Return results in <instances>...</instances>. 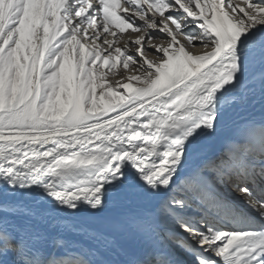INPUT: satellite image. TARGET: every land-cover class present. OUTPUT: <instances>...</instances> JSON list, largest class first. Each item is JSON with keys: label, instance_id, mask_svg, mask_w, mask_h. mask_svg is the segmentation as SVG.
Returning <instances> with one entry per match:
<instances>
[{"label": "snow or ice", "instance_id": "6c2138e0", "mask_svg": "<svg viewBox=\"0 0 264 264\" xmlns=\"http://www.w3.org/2000/svg\"><path fill=\"white\" fill-rule=\"evenodd\" d=\"M256 104L264 0H0V264H264Z\"/></svg>", "mask_w": 264, "mask_h": 264}, {"label": "bare ground", "instance_id": "6f19581e", "mask_svg": "<svg viewBox=\"0 0 264 264\" xmlns=\"http://www.w3.org/2000/svg\"><path fill=\"white\" fill-rule=\"evenodd\" d=\"M135 35L138 34H132L133 38ZM127 38L128 36L127 34H125V39ZM121 43H123V41ZM91 47L92 45L91 43H89V48ZM134 50H135L134 48L131 49V51ZM261 119H264V107H262L259 104H256L255 106H248L244 109H237L231 112L229 114V118L221 134L215 138L203 142L202 147L204 154L208 157L216 156L223 149L227 138L233 136V134L236 132L237 125L239 123H242L245 120L259 121Z\"/></svg>", "mask_w": 264, "mask_h": 264}, {"label": "rangeland", "instance_id": "374dc122", "mask_svg": "<svg viewBox=\"0 0 264 264\" xmlns=\"http://www.w3.org/2000/svg\"><path fill=\"white\" fill-rule=\"evenodd\" d=\"M237 2V3H242V0H234V3ZM123 71V69H121ZM105 71H107L105 69ZM109 79L111 80V74L109 73ZM99 92V89L97 90Z\"/></svg>", "mask_w": 264, "mask_h": 264}]
</instances>
